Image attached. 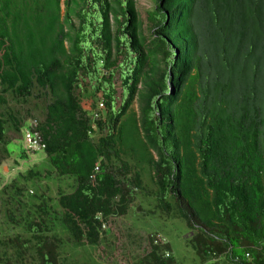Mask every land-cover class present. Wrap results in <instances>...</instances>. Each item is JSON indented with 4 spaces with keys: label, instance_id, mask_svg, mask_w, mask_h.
Segmentation results:
<instances>
[{
    "label": "trees",
    "instance_id": "trees-1",
    "mask_svg": "<svg viewBox=\"0 0 264 264\" xmlns=\"http://www.w3.org/2000/svg\"><path fill=\"white\" fill-rule=\"evenodd\" d=\"M35 89L40 151L74 182L57 204L75 245L126 212L146 166L201 258L264 264V0H156L144 22L135 0H0V105ZM29 119L0 117L5 153ZM43 221L28 228L40 263L57 264ZM156 235L148 263H172Z\"/></svg>",
    "mask_w": 264,
    "mask_h": 264
},
{
    "label": "rangeland",
    "instance_id": "rangeland-1",
    "mask_svg": "<svg viewBox=\"0 0 264 264\" xmlns=\"http://www.w3.org/2000/svg\"><path fill=\"white\" fill-rule=\"evenodd\" d=\"M135 2L144 22L145 10L156 0ZM61 7L63 12V3ZM73 22L77 24L75 17ZM143 28L147 33L144 23ZM36 94L35 89L25 101L7 96V103L0 105V117L7 119L11 112L40 120L47 98ZM130 110L139 112L138 100L132 103ZM6 137L8 152L0 146V264H41L38 240L28 228L30 222L41 216H44L42 237L53 249L57 264H149L150 238L156 234L167 242L166 248L174 259L170 264L216 263L200 257L193 244L192 231L180 216L174 212L167 214L157 207L155 187L146 166L141 168L143 186L135 191L126 212L98 219L95 244L75 245L57 204L59 193L70 191L74 182L70 177L57 175L43 152L23 153L22 132L10 127ZM29 169L35 174L29 175Z\"/></svg>",
    "mask_w": 264,
    "mask_h": 264
},
{
    "label": "built area",
    "instance_id": "built-area-1",
    "mask_svg": "<svg viewBox=\"0 0 264 264\" xmlns=\"http://www.w3.org/2000/svg\"><path fill=\"white\" fill-rule=\"evenodd\" d=\"M104 104L102 100H99L97 103L96 110L93 112V117L96 119L100 116V111H102ZM23 144L24 148L27 153H35L36 151L43 150L45 148V143L42 140V137L37 129V119L36 118H30L28 120L27 125L25 126L23 130ZM99 170V164L97 163L94 167V172H97ZM104 226L105 224L102 223ZM156 242L162 241V237L157 234L156 236ZM169 251L165 252V256H169ZM214 254V253H213ZM246 257H249V253H245Z\"/></svg>",
    "mask_w": 264,
    "mask_h": 264
}]
</instances>
